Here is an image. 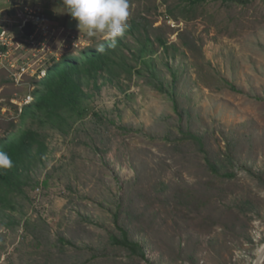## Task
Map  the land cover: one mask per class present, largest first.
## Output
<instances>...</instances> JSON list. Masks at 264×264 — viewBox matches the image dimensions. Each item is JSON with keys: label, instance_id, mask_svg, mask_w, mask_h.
<instances>
[{"label": "rangeland", "instance_id": "1", "mask_svg": "<svg viewBox=\"0 0 264 264\" xmlns=\"http://www.w3.org/2000/svg\"><path fill=\"white\" fill-rule=\"evenodd\" d=\"M187 2L129 0L112 47L118 73L83 83L82 116L0 121V141L32 128L48 148L0 202V264H254L264 244V0H206L190 12ZM49 25L42 45L14 44L12 56L49 68L111 43L70 15L64 29ZM6 73L2 106L24 92ZM117 212L146 259L110 243Z\"/></svg>", "mask_w": 264, "mask_h": 264}, {"label": "trees", "instance_id": "2", "mask_svg": "<svg viewBox=\"0 0 264 264\" xmlns=\"http://www.w3.org/2000/svg\"><path fill=\"white\" fill-rule=\"evenodd\" d=\"M206 0H188L186 8L195 11L197 6ZM135 31L136 22L129 27ZM32 28L28 25L24 32L30 34ZM121 43V41H118ZM105 51L101 54L90 46L83 47L78 55L64 54L48 69L47 76L39 82L36 90V101L32 105L25 106L21 118L36 114L43 115L47 120L58 124L64 114L82 116L85 112L83 99L85 92L83 83H92L99 88L98 80H112L115 77L117 67L113 58V48L105 45ZM142 52H139V56ZM141 57V56H140ZM142 58V57H141ZM195 138L200 144L201 139ZM47 145L40 132L32 128H23L8 138L0 141V151L6 152L12 160V167L0 169V202H9V197L22 184L24 174L33 164L34 160H40L47 152ZM120 214L114 215L118 234H111L109 241L113 245L124 248L129 258L140 257L146 259L142 245L131 238L128 231L119 224Z\"/></svg>", "mask_w": 264, "mask_h": 264}, {"label": "built area", "instance_id": "3", "mask_svg": "<svg viewBox=\"0 0 264 264\" xmlns=\"http://www.w3.org/2000/svg\"><path fill=\"white\" fill-rule=\"evenodd\" d=\"M17 17L19 21L7 20L0 17V27H2L0 33V71H6L8 79L16 87H22L24 92L19 97H11L10 102L6 106H2L0 100V121L3 119L16 120L21 116L25 106L32 105L36 101V90L39 88V82L47 76L49 69L42 66L34 68L32 64L23 60L20 62L12 56L14 54L12 49L14 48V44H17V48L23 47L22 45L25 44L35 48L42 45L40 39L47 35L51 29V25L46 22L42 13L30 7H24L17 14ZM13 22L19 25L20 35L15 34L13 29L7 26ZM28 25L32 28L30 34L24 32ZM72 37L74 38L75 36ZM17 39H20V42ZM15 95L18 96L16 93ZM37 191H39L38 187L36 188Z\"/></svg>", "mask_w": 264, "mask_h": 264}, {"label": "clouds", "instance_id": "4", "mask_svg": "<svg viewBox=\"0 0 264 264\" xmlns=\"http://www.w3.org/2000/svg\"><path fill=\"white\" fill-rule=\"evenodd\" d=\"M61 5L67 10L64 13H68L77 22L79 31L86 29L90 37L97 33L104 34L105 38L111 41L109 47L116 46V38L122 36L127 28L130 15L129 0H61ZM45 19L49 24L46 17ZM17 21H19L18 17ZM14 24L19 27L16 22L7 26L11 27L15 33ZM15 34H21L20 28L19 33ZM96 51L102 54L105 51L104 44H100ZM11 167L12 160L9 155L0 151V169Z\"/></svg>", "mask_w": 264, "mask_h": 264}, {"label": "crops", "instance_id": "5", "mask_svg": "<svg viewBox=\"0 0 264 264\" xmlns=\"http://www.w3.org/2000/svg\"><path fill=\"white\" fill-rule=\"evenodd\" d=\"M44 5L51 12V18L47 21L51 24H62L66 28V20L69 17L66 8L61 5V0H49L48 4L41 3L40 0H0V17L7 20L17 21V14L24 7H30L40 11L44 16ZM12 9L15 10V15L11 14ZM13 26L16 27L14 24Z\"/></svg>", "mask_w": 264, "mask_h": 264}, {"label": "water", "instance_id": "6", "mask_svg": "<svg viewBox=\"0 0 264 264\" xmlns=\"http://www.w3.org/2000/svg\"><path fill=\"white\" fill-rule=\"evenodd\" d=\"M11 14L15 15V10L14 9H12ZM1 31H2V28L0 27V33H1ZM14 31H15V33H19V27H16ZM263 259H264V244L261 247L257 258L255 259L254 264H261Z\"/></svg>", "mask_w": 264, "mask_h": 264}, {"label": "bare ground", "instance_id": "7", "mask_svg": "<svg viewBox=\"0 0 264 264\" xmlns=\"http://www.w3.org/2000/svg\"><path fill=\"white\" fill-rule=\"evenodd\" d=\"M263 261H264V259H263ZM263 261H262V263H263ZM262 263H261V264H262ZM263 264H264V263H263Z\"/></svg>", "mask_w": 264, "mask_h": 264}]
</instances>
